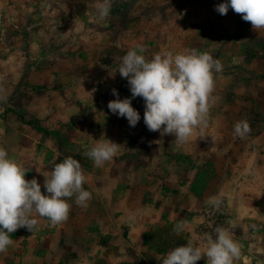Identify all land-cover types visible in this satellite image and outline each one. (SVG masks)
<instances>
[{
	"label": "rangeland",
	"instance_id": "rangeland-1",
	"mask_svg": "<svg viewBox=\"0 0 264 264\" xmlns=\"http://www.w3.org/2000/svg\"><path fill=\"white\" fill-rule=\"evenodd\" d=\"M225 2L113 0L96 22V0H0V146L46 195L43 173L73 156L92 193L87 207L69 201L65 223L38 218L39 231L14 232L0 264H162L217 227L242 245L234 264H264V29L231 8L221 15ZM138 44L149 59L195 48L222 61L203 137L177 145L147 129L144 100L115 72ZM113 89L139 112L135 127L108 109ZM239 120L251 126L243 139L233 136ZM103 138L121 146L96 167L85 152Z\"/></svg>",
	"mask_w": 264,
	"mask_h": 264
},
{
	"label": "clouds",
	"instance_id": "clouds-1",
	"mask_svg": "<svg viewBox=\"0 0 264 264\" xmlns=\"http://www.w3.org/2000/svg\"><path fill=\"white\" fill-rule=\"evenodd\" d=\"M113 0H96V22L106 20L111 13ZM229 8L249 22L254 31L264 29V0H227L216 6V11L226 15ZM142 44L129 49L120 59L115 70L126 78L132 98L141 97L145 102L144 123L152 132L161 136H174L177 145L190 142L197 133L203 137L208 127L210 110L215 103V77L223 71V63L208 51L195 48L181 52L165 50L155 53L150 59L144 55ZM233 63H239L234 59ZM116 99L109 101L108 109L128 120L135 127L140 120L139 112L133 108L130 98L120 99L116 89L112 90ZM251 132L247 120H239L233 126V136L245 138ZM121 145L103 138L95 140L85 155L94 166L102 167L111 161ZM28 171L9 151L0 146V253H6L14 243L12 234L20 228L33 233L39 231L40 219H46L50 226L65 223L73 204L87 207L92 193L85 190L87 176L81 163L69 155L54 163L52 170L44 175V188L36 178L28 180ZM40 172V171H38ZM220 196L209 198V204L219 207ZM186 222L178 221L172 232L179 236ZM203 247L189 240L176 246L162 259V264H234L241 255L242 245L224 227H217L215 235L205 234Z\"/></svg>",
	"mask_w": 264,
	"mask_h": 264
}]
</instances>
